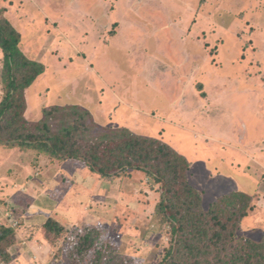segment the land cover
<instances>
[{
  "label": "rangeland",
  "instance_id": "obj_1",
  "mask_svg": "<svg viewBox=\"0 0 264 264\" xmlns=\"http://www.w3.org/2000/svg\"><path fill=\"white\" fill-rule=\"evenodd\" d=\"M5 1L12 8L7 16L21 29L22 49L46 67L27 93L29 119L41 115L34 112L39 106L79 104L99 126L127 127L167 142L191 162L187 179L201 191L202 207L232 191L247 193L253 209L236 233L262 237L264 0ZM2 153L14 174L23 157L13 159L8 148ZM99 178L100 222L85 216L77 226L55 213L66 232L54 243L44 237L45 220L37 222L36 239L48 250H40L41 258L28 250L22 264H69L68 233L87 224L100 227L117 252L137 264H162L171 232L154 213L159 185L137 169ZM90 182L87 177L80 184ZM79 185L71 196L75 209L88 199ZM1 205L9 212L4 218L11 217L7 222L20 228L14 202Z\"/></svg>",
  "mask_w": 264,
  "mask_h": 264
},
{
  "label": "trees",
  "instance_id": "obj_2",
  "mask_svg": "<svg viewBox=\"0 0 264 264\" xmlns=\"http://www.w3.org/2000/svg\"><path fill=\"white\" fill-rule=\"evenodd\" d=\"M21 37L0 6V144L18 148L22 157L44 166L73 159L102 178L143 171L159 185L155 216L170 227L171 244L162 264H264V230L258 240L236 233L253 209L252 197L232 191L202 207L201 191L187 179L190 161L167 142L127 127L99 126L79 104L39 106L34 112L41 115L29 119L27 93L46 67L22 49ZM42 225L49 243L65 235L53 216ZM68 235L69 264H137L118 253L96 225L75 227ZM14 243V228L0 224L3 263L11 261Z\"/></svg>",
  "mask_w": 264,
  "mask_h": 264
},
{
  "label": "crops",
  "instance_id": "obj_3",
  "mask_svg": "<svg viewBox=\"0 0 264 264\" xmlns=\"http://www.w3.org/2000/svg\"><path fill=\"white\" fill-rule=\"evenodd\" d=\"M2 3L7 9L6 14H8L7 11L11 13L12 8L6 7V1L3 0ZM38 9L39 8H36V10ZM20 10L25 14L22 16H29L22 8H19L18 11ZM34 17H36V15H30V18ZM19 30L21 31V29ZM207 136V134H204V137ZM7 148L14 151L15 157L13 159L17 160V154L22 156V152L18 148L7 147L3 144H0V153L3 149ZM2 155H0V185L9 187V192L4 193L3 190L0 192V195H3L0 198V203H8L9 200L14 202V208L17 210L15 213L17 217L19 216L17 219L20 221V224L16 227L20 228H14L15 243L9 248L12 254L11 261L9 263L0 261V264H22L24 263L22 261L23 255H25V252L28 253L30 249L36 251L38 258H41L40 250L47 251L48 246L46 242H43L44 239L41 244L38 242V239H36V236H39L37 230L38 226H40L37 222H43L47 216H54L53 214L57 213V215L72 218L75 222L84 219L86 216V218L89 219L88 222L91 223H99L100 221L98 219L104 216L105 210L98 208V204L102 202L100 198H103L104 195L103 191L100 192L99 181H101V179L98 174L90 171L84 163L73 159H66L58 166H54L53 164L44 166L41 162H35L23 157L20 163L16 161L12 164L15 166V164L18 163L14 168L15 173L13 174L10 168L6 169L8 165L6 163L3 164V162H5V155L3 153ZM66 165L70 168L69 172L62 171L64 169L63 167ZM27 166L30 169L28 174H26ZM44 171H46V173H43ZM18 174L21 176H17ZM87 177L91 179L90 184L82 185ZM67 178L70 179L71 182L68 186H65V182H68ZM76 184H80L79 187H81L82 190H86L88 199L87 202L85 200L81 201V204L75 209L71 196L77 195L78 189H75ZM22 186L28 187V192H23L21 189ZM13 196L14 200H12ZM24 203H26V205H23ZM90 205H92V208H90ZM3 208L4 206L1 205L0 224L11 226L10 222H7L10 221L11 217L7 218V220L4 218L9 212H2ZM34 209L38 210L40 213L32 212ZM77 223L78 222H76V224ZM13 224L15 223L13 222ZM79 224H82V222L78 223V225ZM32 257L36 258V256Z\"/></svg>",
  "mask_w": 264,
  "mask_h": 264
},
{
  "label": "built area",
  "instance_id": "obj_4",
  "mask_svg": "<svg viewBox=\"0 0 264 264\" xmlns=\"http://www.w3.org/2000/svg\"><path fill=\"white\" fill-rule=\"evenodd\" d=\"M15 224H17V222H15Z\"/></svg>",
  "mask_w": 264,
  "mask_h": 264
}]
</instances>
